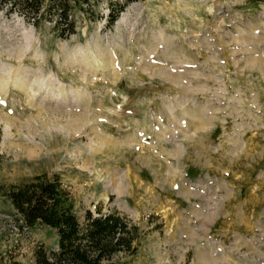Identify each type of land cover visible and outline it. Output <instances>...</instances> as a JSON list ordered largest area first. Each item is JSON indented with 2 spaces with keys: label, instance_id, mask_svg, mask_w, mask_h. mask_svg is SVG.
<instances>
[{
  "label": "rangeland",
  "instance_id": "obj_1",
  "mask_svg": "<svg viewBox=\"0 0 264 264\" xmlns=\"http://www.w3.org/2000/svg\"><path fill=\"white\" fill-rule=\"evenodd\" d=\"M67 1L0 5V264L59 251L3 196L38 176L138 227L116 264H264V0Z\"/></svg>",
  "mask_w": 264,
  "mask_h": 264
},
{
  "label": "trees",
  "instance_id": "obj_2",
  "mask_svg": "<svg viewBox=\"0 0 264 264\" xmlns=\"http://www.w3.org/2000/svg\"><path fill=\"white\" fill-rule=\"evenodd\" d=\"M48 1L0 0V5L11 4L10 12H22L35 25L42 19L56 18V28L62 38L74 33L70 2L52 0L46 5ZM84 2L90 4V0ZM125 8L126 5H120L115 10L111 5L107 16L109 24L113 25ZM44 9H48L47 13H43ZM3 196L11 202L26 228L48 227L59 235V251L49 253L40 247L36 251V264H116L113 262L116 255L135 252L133 244L139 236L137 226L120 213L102 214L100 211L97 217L87 211L82 224L73 207L68 205L69 193L58 176L53 179L38 176L28 184L10 186Z\"/></svg>",
  "mask_w": 264,
  "mask_h": 264
},
{
  "label": "bare ground",
  "instance_id": "obj_3",
  "mask_svg": "<svg viewBox=\"0 0 264 264\" xmlns=\"http://www.w3.org/2000/svg\"><path fill=\"white\" fill-rule=\"evenodd\" d=\"M97 56H94V58H96ZM15 84L18 86V85H23L24 84V81H23V79L19 76V75H17L16 77H15ZM0 85H3V83H0ZM32 92L33 93H35L33 90H32ZM35 96V95H34Z\"/></svg>",
  "mask_w": 264,
  "mask_h": 264
}]
</instances>
